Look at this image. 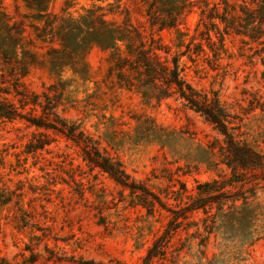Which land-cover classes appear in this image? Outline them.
<instances>
[{"label":"rangeland","instance_id":"obj_1","mask_svg":"<svg viewBox=\"0 0 264 264\" xmlns=\"http://www.w3.org/2000/svg\"><path fill=\"white\" fill-rule=\"evenodd\" d=\"M135 1L51 0L47 11L55 16L48 21L70 31L76 26L74 20L102 5L106 18L120 23L128 17V7L132 21L141 20L147 34L154 31L169 48V54L162 52V57L179 55L184 77L198 89L216 91L238 117L237 138L264 152V22L257 11L251 13L257 3L228 0L235 7L230 14L236 18L228 16L234 25L218 49L216 29L211 31L216 42L212 46L200 34L204 26L197 5L185 12L176 27L157 30L148 21V4L140 2L137 10ZM209 2L210 6L220 3L222 13L223 0ZM0 7L10 16L27 15V31L36 38L30 25L43 24L45 19H35V11L23 0H0ZM215 21L223 32L225 24L218 18ZM178 31L186 33L182 45L177 44ZM70 35L80 42L74 54L72 47L59 49V39L53 43L36 40L42 46L38 48L40 62L30 67L26 85L53 97L55 88H48L61 82L64 95L59 112L79 123L102 151L119 159L138 184L176 209L181 193L187 201L190 194H197L199 183L231 175V168L221 161L223 136L212 123L175 97L159 100L137 86L121 85L116 73H110L108 52L87 44L89 37ZM196 43L202 45L201 52ZM3 97L18 104L13 95L0 94ZM23 111L29 112L30 107ZM41 130L23 118H0V256L22 261V255L30 254L28 248L47 255L48 245L65 259L74 255L141 264L172 212L159 204L150 211L109 174L91 169L82 159L81 147L62 135H55L48 149L28 152L27 145ZM260 176L252 179L256 193L246 207L236 202L232 220L213 223L214 208L210 215L201 210L189 213L166 253L154 257L151 264H264V178ZM224 208L228 210L227 205ZM65 259L57 264H64Z\"/></svg>","mask_w":264,"mask_h":264},{"label":"trees","instance_id":"obj_2","mask_svg":"<svg viewBox=\"0 0 264 264\" xmlns=\"http://www.w3.org/2000/svg\"><path fill=\"white\" fill-rule=\"evenodd\" d=\"M29 9L34 10L35 19H45L43 24L32 23L36 31V38L27 31L26 18L10 16L8 12L0 7V94L13 95L18 104L6 97L0 99V118L14 120L23 118L29 125L43 128L27 145L28 152L36 153L47 147L55 140V135H62L81 147L82 159L91 168H99L109 174L119 186L127 188L132 194L145 204L148 209L153 210L156 204L172 212L167 226L162 234L153 241L148 251L142 258L141 264H151L153 258L163 256L169 246L171 238L178 231L182 220L186 219L191 212L201 210L210 215L212 208L213 223L232 220L235 216L236 202L241 201L246 207L248 198L253 197L254 184L252 179H258L262 175L264 178V152L256 150L249 143L237 138L236 131L240 124L238 117L222 103L216 91H205L198 89L190 83L184 75L183 67L180 65L179 55L172 57H162L161 53L169 54V48L163 45L160 37L154 31L147 34L142 21L136 18L133 22L129 16L130 10L126 7V20L118 22L116 19L106 18V14L101 11L102 5H96L94 9H89L88 13L80 19L74 20L75 27L64 28L60 23H50L48 18L55 14L48 12V3L51 0H23ZM165 0H136L134 8L139 10V3L148 4L146 15L151 27L157 26V30L176 27L185 19V12L197 5L201 12V25L204 29L200 31L205 35L209 46L216 44L212 39L211 31L216 29L218 33V49L224 44V34H227L230 25L234 22L230 18H236L234 5L228 0H223L222 13H219L216 3L210 6L209 0H168L173 4L166 5ZM257 3L253 12L257 11L260 22H264V0H251ZM110 5V3L108 4ZM46 17V18H44ZM224 23V31L220 32L216 19ZM69 31V32H68ZM68 32V33H66ZM76 32L79 36L88 38L87 44L97 46L103 52H108L111 63L110 73H116L117 82L131 88L137 86L144 94L152 92L159 98L175 97L185 107L196 111L207 121L212 123L216 130L223 136V144L220 147L221 161L231 168V175L223 179H212L201 182L197 185V194H190L188 200H183L181 193L178 198L177 207L168 206L157 193L147 189L146 186L138 184L126 171L119 159L110 156L106 151H102L99 142L88 135L77 122L68 120L59 112L62 105L64 87L62 83L51 85L48 90L55 88L54 96H50L43 91L37 93L26 85L24 80L30 73V67L40 62L38 59V48L42 47L36 42L48 41L56 42L59 39V49L68 47L77 49L76 37L70 33ZM186 33L178 31V45H182L183 36ZM81 41V40H79ZM191 43V42H190ZM190 43L185 45L186 52L190 50ZM197 51H202V45H194ZM55 50V47H51ZM57 48V52H58ZM217 48V47H216ZM214 53L217 54V51ZM71 52V53H72ZM52 54V53H51ZM42 97V98H41ZM30 107V111L25 113L24 108ZM66 112V108H62ZM40 110V112H36ZM264 111V109H263ZM51 132V133H50ZM37 136V137H36ZM256 189V188H255ZM227 205L228 210H225ZM209 217V216H208ZM205 242V239H203ZM204 245V243H201ZM28 256L22 255L23 259L12 261L0 256V264H49L65 259L59 257L54 249L46 245L42 255L31 249ZM64 264H130L125 260L111 258L109 260H98L95 258H82L74 255L66 258Z\"/></svg>","mask_w":264,"mask_h":264}]
</instances>
